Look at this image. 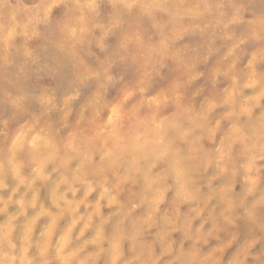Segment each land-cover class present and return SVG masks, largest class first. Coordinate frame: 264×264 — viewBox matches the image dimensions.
Here are the masks:
<instances>
[{"label":"clouds","instance_id":"obj_1","mask_svg":"<svg viewBox=\"0 0 264 264\" xmlns=\"http://www.w3.org/2000/svg\"><path fill=\"white\" fill-rule=\"evenodd\" d=\"M0 264H264V0H0Z\"/></svg>","mask_w":264,"mask_h":264}]
</instances>
